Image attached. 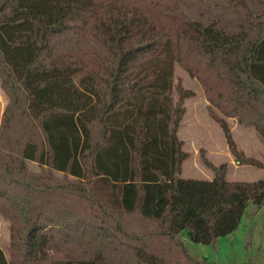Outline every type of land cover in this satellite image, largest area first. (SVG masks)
I'll use <instances>...</instances> for the list:
<instances>
[{
    "label": "trees",
    "instance_id": "trees-1",
    "mask_svg": "<svg viewBox=\"0 0 264 264\" xmlns=\"http://www.w3.org/2000/svg\"><path fill=\"white\" fill-rule=\"evenodd\" d=\"M22 1L0 0V29L32 26L20 78L0 49V264H225L192 254L184 232L215 245L249 201L264 206V179L227 180L203 149L213 177H181L177 132L194 92L174 85V65L199 81L234 160L264 168L227 121L264 143V0H53L31 18ZM68 71L90 80L94 116L33 114L26 83L44 100L40 76Z\"/></svg>",
    "mask_w": 264,
    "mask_h": 264
},
{
    "label": "rangeland",
    "instance_id": "rangeland-1",
    "mask_svg": "<svg viewBox=\"0 0 264 264\" xmlns=\"http://www.w3.org/2000/svg\"><path fill=\"white\" fill-rule=\"evenodd\" d=\"M53 0H23L22 6L30 18L45 14ZM32 26L30 22L22 27L6 26L0 29V49L20 78L29 59L26 44L29 41ZM47 82L49 95L46 99L38 98V89L33 81L26 83L30 102L29 110L34 114L51 105L72 108L85 118L94 116L93 103L99 99L90 80L81 74L68 71L61 74L40 76ZM180 82L183 88L194 94L183 100L185 113L182 117L178 136L183 140V149L188 157L182 163L181 177L211 179L213 172L201 160L200 149L214 164H228L227 180L253 181L264 179V168L251 165H239L231 155L224 133L208 112V101L199 81L191 77L179 64L174 65V85ZM173 101L177 94L171 90ZM7 102V97L0 87V122ZM88 106L83 108L84 104ZM232 137L239 149L264 162V143L251 127H244L235 118H227ZM31 169H38L35 163H29ZM187 249L197 257L225 264H264V206H257L249 201L237 228L231 233L220 236L215 245L195 243L184 232ZM8 222L0 214V247L8 255Z\"/></svg>",
    "mask_w": 264,
    "mask_h": 264
}]
</instances>
